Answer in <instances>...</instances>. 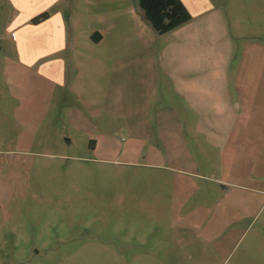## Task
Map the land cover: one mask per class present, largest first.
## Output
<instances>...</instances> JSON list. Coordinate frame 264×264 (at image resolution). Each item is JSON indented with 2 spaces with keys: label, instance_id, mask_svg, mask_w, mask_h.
Returning <instances> with one entry per match:
<instances>
[{
  "label": "rangeland",
  "instance_id": "1",
  "mask_svg": "<svg viewBox=\"0 0 264 264\" xmlns=\"http://www.w3.org/2000/svg\"><path fill=\"white\" fill-rule=\"evenodd\" d=\"M65 1L82 18L84 1ZM126 2L150 25L139 0ZM187 2L193 13L217 9L182 31L200 34L207 85L218 44L232 49L226 71L233 89L243 51L264 42V0ZM0 5L4 126L5 113L14 119L24 99L3 73L2 57L14 47L5 32L9 10ZM156 35L160 43L172 32ZM73 106L53 99L43 121L39 113L32 123L14 121L8 136L0 130V264H264V193L226 189L222 181L264 185V162L240 156L232 163L206 136L184 153L176 139L132 143L117 130L111 147L92 151L87 132L70 124Z\"/></svg>",
  "mask_w": 264,
  "mask_h": 264
},
{
  "label": "crops",
  "instance_id": "2",
  "mask_svg": "<svg viewBox=\"0 0 264 264\" xmlns=\"http://www.w3.org/2000/svg\"><path fill=\"white\" fill-rule=\"evenodd\" d=\"M83 1L82 18H73L72 4L62 0H1L9 10L5 32L14 47L2 57L3 73L7 86L9 79L24 99L11 121L4 112L0 130L6 136L14 121L32 123L39 113L43 121L53 99H67L74 102L70 124L87 132L92 151H105L117 131H128L132 143L158 137L166 146L167 138L176 139L184 153L206 136L232 163L240 156L264 162V42L243 51L233 89L226 71L232 49L218 44L207 85L203 41L198 32L182 31L186 23L156 43L157 30L126 0ZM182 1L191 20L217 10L210 4L193 13ZM45 12L48 18L33 22ZM67 143L74 145L71 135ZM150 146L155 152L157 145ZM222 181L226 189L264 193L261 184Z\"/></svg>",
  "mask_w": 264,
  "mask_h": 264
},
{
  "label": "trees",
  "instance_id": "3",
  "mask_svg": "<svg viewBox=\"0 0 264 264\" xmlns=\"http://www.w3.org/2000/svg\"><path fill=\"white\" fill-rule=\"evenodd\" d=\"M140 6L160 34L174 30L193 17L182 0H140ZM48 17L49 13L45 12L34 18L33 22L38 23Z\"/></svg>",
  "mask_w": 264,
  "mask_h": 264
}]
</instances>
